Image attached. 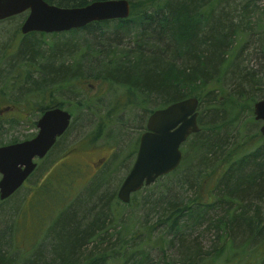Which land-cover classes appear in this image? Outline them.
<instances>
[{
	"label": "trees",
	"instance_id": "16d2710c",
	"mask_svg": "<svg viewBox=\"0 0 264 264\" xmlns=\"http://www.w3.org/2000/svg\"><path fill=\"white\" fill-rule=\"evenodd\" d=\"M44 1L82 7L96 0ZM128 1L125 19L66 31L73 36L61 41L56 57L34 59L38 40L26 36L46 35L40 32L22 36L16 52L4 49V57L14 55L7 67L25 71L1 80L0 99L16 106L18 93L26 94L23 104L28 97L39 99V105L34 103L38 109L47 101L60 107L72 101L70 112L100 115L95 138L127 106L148 114L151 106L194 96L199 131L182 144L178 167L132 193L129 202L122 203L115 189L99 195L96 185L88 187L87 193L95 196L92 203L57 210L44 238L19 264H224L238 262L255 243L251 264H264V139L259 131L242 134L237 125L264 98V67L254 70L239 61L255 30L242 28L252 0L238 5L232 4L235 0ZM259 18L254 35L264 53V13ZM118 36L130 43L122 44ZM64 57L73 62H63ZM90 78L123 87L103 112L102 99L80 93V82ZM52 180L44 176L35 192L59 196ZM114 199L131 207V215L109 207ZM10 231L7 226L0 233V264H16L7 247ZM207 232L212 233L211 245L205 248L201 236Z\"/></svg>",
	"mask_w": 264,
	"mask_h": 264
},
{
	"label": "rangeland",
	"instance_id": "374dc122",
	"mask_svg": "<svg viewBox=\"0 0 264 264\" xmlns=\"http://www.w3.org/2000/svg\"><path fill=\"white\" fill-rule=\"evenodd\" d=\"M232 2L233 5L240 4L239 0ZM247 10L249 16L242 22V28L247 29V27L254 26L255 33L258 30L255 27V21L264 13V0H252ZM26 14L27 12H23L0 21V51H2L0 53L2 55L0 60V85L9 75L10 77L17 76L18 72L25 71V67H7L13 62L14 55L4 57L3 50L11 48L14 49H11V51L16 52L18 50L15 45L19 43L22 37L19 28ZM254 33L247 37L244 51L240 54L239 61L242 66L255 70L264 67V53L261 50V43L259 45L256 42L258 37ZM72 36L69 33L61 32L43 36L36 34L35 36L26 37L31 41L38 40V44L35 45L38 53L34 58L37 59V57L41 56L42 58L46 56L56 57L55 54L62 50L60 47L61 41ZM116 40H119L122 44L128 45L130 43L125 36H118ZM72 45H74V42ZM73 59L72 57H64L63 62L72 63ZM80 85L82 86L79 89L81 90L80 93L85 90L91 93L90 95L97 101L99 99L103 100V104L105 103L106 105L104 104L102 112L112 105L111 101L115 99L114 95L123 91V87L117 84H110L106 81L100 82L91 78L83 83L80 82ZM64 93L66 92L64 91ZM29 94L28 92L27 95ZM18 95L20 101L16 106H8L10 102L6 98L0 99V124L2 128V131H0V146L10 144L9 142H13V140L18 142L30 139L36 133L33 123L39 116V112L36 109L41 102L39 99L28 97L29 101H24L25 103L23 104L22 100L26 97V94L18 93ZM63 99L66 101V96L63 95ZM71 102L67 100L62 105V108L69 111V108L72 107L69 104ZM34 103L37 104L36 107ZM150 108L155 109L154 106ZM197 110L199 112V108ZM70 114L71 126L67 132L56 142V145L48 152L45 158L37 161L35 171L23 185L7 199L0 200V233L7 226L11 227L12 231L7 235V238L10 239L7 247L10 252L15 254L16 264H19L23 258L31 253L30 248L33 244L44 238V230L54 219L57 210L68 205L73 206L82 201L83 203L87 201L92 203V197L95 196L87 193L88 187L96 185L95 189L101 190L98 193L99 195H102V191L107 188L115 189L117 192L121 181L132 165L138 138L145 130V123L149 113L147 114L138 106H127L123 112L111 117L109 119L111 121L105 123L100 134L95 138H93V131L96 124L100 123L99 114L86 116L78 110H74ZM260 124V121H255L253 114L249 115L246 113L242 116L240 122L237 123L243 131H241L242 134L259 131ZM183 149L184 147L181 145L182 153ZM102 156L104 158L100 161L102 163L101 166L97 170L93 169L92 162L95 163ZM44 176L49 181L57 177L52 180L51 184L54 187L56 186L59 196H53L50 193L43 195L40 192H35L34 186H39L37 183ZM101 179L102 181H99ZM39 194L42 196H37ZM76 196H79V198L72 204ZM108 205L112 209H122L125 216H129L132 213V208L122 204L118 199L108 202ZM13 234L15 241L12 240ZM211 236L212 233L209 232L201 236L205 248L211 245ZM255 244L246 248L243 257L255 253V249H253L256 247ZM252 254L247 262H244L246 257H242L243 259H238V262L232 261L224 264H251L255 262Z\"/></svg>",
	"mask_w": 264,
	"mask_h": 264
},
{
	"label": "water",
	"instance_id": "95a60500",
	"mask_svg": "<svg viewBox=\"0 0 264 264\" xmlns=\"http://www.w3.org/2000/svg\"><path fill=\"white\" fill-rule=\"evenodd\" d=\"M27 12L19 31L61 33L96 21L125 19L128 0H96L82 7H60L44 0H0V21ZM199 100L190 96L156 108L149 113L140 134L135 158L121 181L116 196L122 203L131 194L148 186L181 162V145L199 131ZM254 119L260 121L264 139V98L253 103ZM71 114L63 108L45 110L37 120L38 131L30 139L0 146V200L18 190L36 168L35 158H43L68 128Z\"/></svg>",
	"mask_w": 264,
	"mask_h": 264
},
{
	"label": "flooded vegetation",
	"instance_id": "af4514ba",
	"mask_svg": "<svg viewBox=\"0 0 264 264\" xmlns=\"http://www.w3.org/2000/svg\"><path fill=\"white\" fill-rule=\"evenodd\" d=\"M21 35L24 36V35H26V34H24V35L21 34ZM48 103H49V101H47V103L44 104L43 107H42L41 109H40V108H39V109H38V108L36 109V110L39 112V116H38L37 120L39 119V117L42 115V113H43L45 110H47V109H49V108H52V107H60V106H50V104H48ZM34 106L36 107V105H34ZM46 106H49V107L46 108ZM60 108H62V107H60ZM10 113H11V112H10ZM37 120L33 123V125H34L35 128H36V133H37V131H38V128H37ZM146 120H147V119H146ZM69 124H70V123H69ZM145 124H146V123H145ZM68 128H69V126H68ZM68 128H67V130H68ZM67 130H66V131H67ZM66 131H65V132H66ZM65 132H64V133H65ZM36 133H35V134H36ZM64 133H63L60 137H58V138L56 139V142H57V141H58V140L64 135ZM35 134H33L32 137L35 136ZM32 137H30V138H32ZM139 137H140V136H139ZM138 141H139V138H138ZM14 142H16V141H13V142L11 141V142H9V143H14ZM56 142H55L54 145L51 147V149L56 145ZM88 142H89V141H88ZM137 147H138V142H137ZM137 147H136V151H137ZM51 149H50V150H51ZM50 150H49V151H50ZM49 151H48V152H49ZM136 151H135V153H136ZM48 152H47V154H48ZM47 154H46V155H47ZM46 155H45V156H46ZM45 156H44L43 158H45ZM43 158H35L34 161H35L36 164H37V161H38V160H41V159H43ZM103 158H104V157L102 156L101 158H98V160H97L95 163L92 162L91 165H92L93 169L97 170V169L101 166L102 163H100V161H101V159H103ZM134 158H135V157H134ZM99 163H100V164H99ZM132 163H133V162H132ZM98 164H99V165H98ZM36 167H37V165H36ZM95 167H97V168H95ZM35 169H36V168H35ZM34 171H35V170H34ZM34 171H33V172H34ZM33 172H32V173H33ZM32 173H31V174H32ZM30 176H31V175H30ZM30 176H29V177H30Z\"/></svg>",
	"mask_w": 264,
	"mask_h": 264
}]
</instances>
